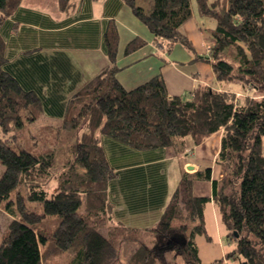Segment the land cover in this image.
I'll use <instances>...</instances> for the list:
<instances>
[{
    "label": "trees",
    "instance_id": "obj_1",
    "mask_svg": "<svg viewBox=\"0 0 264 264\" xmlns=\"http://www.w3.org/2000/svg\"><path fill=\"white\" fill-rule=\"evenodd\" d=\"M21 1L0 0V28ZM120 1L167 53L174 44L191 48L180 27L192 18V0H151L148 11L137 0ZM194 1L198 13L215 22L213 45L203 60L217 81L248 90L243 97L201 84L188 98L170 97L160 75L125 90L116 79L118 34L111 24L103 36L110 66L73 96L72 113L61 126L49 127L44 140L43 133L28 135L29 143L38 141L37 153L20 143L28 123L36 120L25 115L36 96L6 71L0 36V208L10 217L0 237V264H54L62 256L69 257L64 264H115L129 243L125 264H203L194 238L210 240L204 209L211 201L234 248L209 264H264V0ZM57 4L62 12L70 8V0ZM143 46L133 39L123 53ZM219 131L221 178L212 180L210 168L180 176L150 230L155 246L148 248L140 239L146 231L108 225L112 205L106 188L112 175L100 136L136 150L183 152L186 143L198 146ZM52 180L56 188L49 194L45 188ZM197 181L211 182L210 198L192 194ZM174 237L181 241L177 246ZM167 250L176 253L171 261Z\"/></svg>",
    "mask_w": 264,
    "mask_h": 264
},
{
    "label": "crops",
    "instance_id": "obj_2",
    "mask_svg": "<svg viewBox=\"0 0 264 264\" xmlns=\"http://www.w3.org/2000/svg\"><path fill=\"white\" fill-rule=\"evenodd\" d=\"M191 12L192 18L180 27L191 48L174 44L167 53L120 0H70V8L65 12L59 10L57 0H50L49 6L46 0H22L14 15L3 23L0 36L6 71L23 91L36 96V103L26 110V117H36L27 126L30 136L50 133L49 127L61 126L63 119L72 113L73 96L110 66L103 36L111 24L118 34L116 79L125 90H133L160 75L170 97L188 98L198 84L243 97L248 90L217 81L211 64L203 60L208 57L206 48L213 45L210 31L215 22L201 16L192 6ZM133 39L142 40L144 46L124 55V48ZM221 135L222 131L216 132L198 146L192 147L188 142L183 152L172 147L136 150L100 136L99 143L112 175L106 188L112 205L108 225L149 234L183 173L210 168L211 179L219 180L221 168L216 157ZM35 145L38 146L37 142ZM193 195L210 198L211 182H195ZM206 213L222 239V223L212 201L204 209L207 232ZM174 223L172 227L179 226ZM198 237L203 241L199 247L195 245L203 264L214 261L216 255L224 257L234 248L223 251L219 245L214 253L207 246L210 241L203 236H195L194 242ZM224 241L228 242L226 236Z\"/></svg>",
    "mask_w": 264,
    "mask_h": 264
},
{
    "label": "rangeland",
    "instance_id": "obj_3",
    "mask_svg": "<svg viewBox=\"0 0 264 264\" xmlns=\"http://www.w3.org/2000/svg\"><path fill=\"white\" fill-rule=\"evenodd\" d=\"M49 1L50 0H46V6H49ZM211 1L212 0H207L208 3H210ZM148 2H151V0H137L136 3H137L138 6L142 7L145 11H148L149 10ZM191 6L194 8V10L197 9L196 3H195L194 0L191 1ZM202 49H203L202 54H204V49H205L204 46H203ZM226 54L229 55V56H233L234 55V51L232 49H227L226 50ZM25 115H27V114L25 113ZM28 135H30L29 134V129L26 128L22 132V137L20 139L21 142L20 141H18V142L24 143V145H25V147H26V149L28 151H32L34 153H37V152L41 151L42 150L41 148H38V146L29 143L30 139H29V136ZM41 135L43 137L42 139L44 140V137H46V134L43 133ZM51 136L55 137L56 135L55 134H52ZM34 141H36V139ZM36 142H38V141H36ZM45 148H49V146L46 145L44 147V149ZM2 171H3V168L0 165V175H1ZM55 188H56V181L55 180H52L49 183V185L45 188V190L49 194H51V193H53L55 191ZM192 194H193V188H192ZM29 210H33V211L40 212L39 208L38 207H34V206H30ZM9 221H10V217L0 208V237H1V234H2V232L4 230V228L6 227V225H7V223ZM174 225H176V226L179 225V222H175ZM206 227H207V232H208V234L210 236V240H209L210 242L209 243H211L210 246L209 245H207V246L210 247V248H212V250H213L214 253H215L216 247L218 248L219 245H221L223 251H228V250H231L232 249V247L234 246V243L233 242H230V241L225 242L226 240L224 241V238H225L226 233H227L225 231V229H224V226L222 225L223 228H221V230H220L221 231V234H222V239H221L217 235L216 230L214 229V227L212 225L211 217H210L209 213L208 214L206 213ZM223 230L225 231L224 233H223ZM147 233H149V234H143L142 235L143 237L140 238V239H142V241L146 244V246L148 248H152L153 246L156 245L157 239H156V236H155L154 232L148 231ZM219 239H221L222 242L220 241V243H219V241H218ZM200 241H203V240L201 238H199V237L196 238V243L195 244L198 247H199ZM132 247H133V244H131V243L124 245L120 249V251L118 253V259H117V261H116L115 264H125L126 263V260H127V256L131 253ZM172 255H176V253L175 252L170 253L167 250V252L165 254V257H166L167 260L171 261L172 260V257H173ZM221 257H222V255L220 256V254H219V255H216L214 258L217 259V258H221ZM68 259H69L68 256H62L60 258L55 259L54 260V264H64V263H66L68 261ZM176 259H177V261H180L179 258H176ZM215 259H213V260L216 261ZM221 259H223V257Z\"/></svg>",
    "mask_w": 264,
    "mask_h": 264
},
{
    "label": "flooded vegetation",
    "instance_id": "obj_4",
    "mask_svg": "<svg viewBox=\"0 0 264 264\" xmlns=\"http://www.w3.org/2000/svg\"><path fill=\"white\" fill-rule=\"evenodd\" d=\"M180 242H181V241H180L179 238H175V237H174V238L171 239V243H172L173 245H175V246H176L177 244H180Z\"/></svg>",
    "mask_w": 264,
    "mask_h": 264
},
{
    "label": "built area",
    "instance_id": "obj_5",
    "mask_svg": "<svg viewBox=\"0 0 264 264\" xmlns=\"http://www.w3.org/2000/svg\"><path fill=\"white\" fill-rule=\"evenodd\" d=\"M210 51H211V46H208V47L206 48L207 55L210 54Z\"/></svg>",
    "mask_w": 264,
    "mask_h": 264
},
{
    "label": "water",
    "instance_id": "obj_6",
    "mask_svg": "<svg viewBox=\"0 0 264 264\" xmlns=\"http://www.w3.org/2000/svg\"><path fill=\"white\" fill-rule=\"evenodd\" d=\"M189 168H190V167H189ZM234 236H235V237H237V235H236V234H235Z\"/></svg>",
    "mask_w": 264,
    "mask_h": 264
}]
</instances>
